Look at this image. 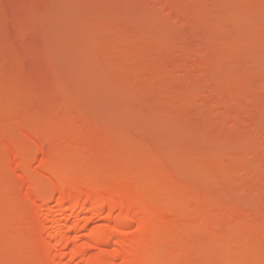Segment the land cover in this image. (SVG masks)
<instances>
[{
  "label": "rangeland",
  "instance_id": "374dc122",
  "mask_svg": "<svg viewBox=\"0 0 264 264\" xmlns=\"http://www.w3.org/2000/svg\"><path fill=\"white\" fill-rule=\"evenodd\" d=\"M54 176L96 186L82 223L133 193L158 209L128 232L100 213L65 264L146 240L122 264H264V0H0V264H61Z\"/></svg>",
  "mask_w": 264,
  "mask_h": 264
},
{
  "label": "bare ground",
  "instance_id": "6f19581e",
  "mask_svg": "<svg viewBox=\"0 0 264 264\" xmlns=\"http://www.w3.org/2000/svg\"><path fill=\"white\" fill-rule=\"evenodd\" d=\"M44 153H45V151L43 152V154ZM48 154L49 153H47L46 155L49 156ZM43 158H44V155H43ZM24 161L18 160V162H17V160H16V162L19 165H23L24 163H26V160H24ZM42 161H43V159H42ZM12 163H14V161ZM9 164H10V162H9ZM18 164H15V165L18 166ZM10 165L12 166V164H10ZM15 165H14V167L16 169L17 167ZM8 167H9V171L11 172V169H10L11 167L10 166H8ZM6 169L8 170V168H6ZM56 176H54V179H56V180L53 181L52 184L59 191V195H60V193H61V195L62 194L64 195V193H66L68 197L66 196V200L64 203H59L56 205V206H59V208H58V207L49 206L48 203L53 198V196L51 194H50V196L49 195L43 196V197L41 195H40L41 197L39 196L40 201L43 204V205H39V208L47 206L46 207V217H45L46 221H45V223H42V225L40 224L41 225L40 227H42L44 229H48L50 231V235H49L50 239L48 242V247H49V250L51 252L50 251L49 252L55 253L58 256L61 264L67 263L68 259L75 257V255H77V253L80 250V249H78V247L75 248V245L73 247H71L72 242L74 243V239H75V238H73L75 236V234L74 235L72 234V232H74L73 230L77 229L76 231H78V228H80V227H82L84 229V227L87 224H89L91 221H93L95 219V217L102 212H106L108 210L109 212H107V213L109 214V213H112L111 211H113L114 209L119 208L123 212V214H122L123 216L121 217L122 220H120V221H121V224L123 223L126 225V227L125 226L124 227L127 229V232L129 231V229L127 227H129L131 223H137V225L142 227L144 224H146L147 221L149 222L151 220L150 216L152 215L153 212L151 213L150 212L151 209H149V208H146V207L144 208V205H142L144 203L142 201L143 199H141V197H142L141 195H139V197H138L137 193H135L136 195H134V193H133L131 197H129V196H127L128 198L124 197L125 200L121 199L122 197H120L119 199L108 198V199L101 201V202H98V203L96 201H94V202H96V203H94L96 205L93 204L95 207H93V206H92L93 208L91 207V209H92V212L90 211L91 215H89V216L87 215L85 217V219H84L85 222L83 221V223H82L81 220H80L81 222H79V219H81V217L78 216L77 217L78 219L73 218V217L76 214H78L79 213L78 211L84 207V203L87 204V202L93 201L92 200V199H94L93 196H97V191L96 192L93 191L94 190L93 187L95 185L92 187L93 184L90 185L91 181L90 182H87L85 180L80 181L78 179L69 180V178H66L65 176H58V178H56ZM82 185H86V186L82 187ZM80 186L83 188V190L82 189L81 190H82V194H84V195H82L80 193L81 192V190L79 189V188H81ZM88 186H90L91 188L88 189L87 188ZM118 191L116 193H118L120 195L121 191L120 190H118ZM83 192H85V193H83ZM122 193H123V190H122ZM126 193L128 194V192H126ZM77 194H78V197L76 196ZM99 194H100V192H98V195ZM29 195L32 198H35V196H33L34 194L33 195L29 194ZM123 196H125V195L123 194ZM36 197H38V194L36 195ZM63 197H61V198H63ZM59 198H58V200L56 199V202L59 201ZM144 201H146V200H144ZM41 202L39 204H41ZM147 205H150V204H147ZM160 207H162V206H160ZM154 208H153V210H154ZM83 210H85V209H83ZM153 210H151V211H153ZM156 210H158V209H156ZM56 212H59V213L61 212V215L60 214L58 215V213H56ZM150 213H151V215H150ZM72 220H78V221L73 222ZM109 224H110L109 222H107V223L105 222V224L104 223L102 224V226L105 225V226L101 227L102 229L101 228L100 229L98 228L97 230L95 229L94 233L101 236L102 241L100 240L101 241L100 243H103L106 247H110L112 244H117V245L119 243H121L120 245H122V243L125 244L126 241L124 240V238L121 237V236H124L126 234V231L124 230V228L120 229L117 227V229H115V228L109 229L108 228ZM121 224H119V225H121ZM113 225L115 227L118 224H116V225L113 224ZM103 228H105V229H103ZM101 230L102 231L105 230L104 231L105 233L102 232L104 236H102V234H100ZM100 236H99V238H100ZM148 242L149 241H147V240L144 242L143 241L142 242L141 241H138V242L133 241V242H130L128 244L127 248L123 247L124 249H120L121 247L119 249L117 247H116L117 249L111 248L105 254V256H102V258L100 256V259H98L99 257L96 258L97 261H94V263H92V264H122V263H126V262H128L129 258H131L130 257L131 254L134 255L135 253L148 251L150 249L149 247H151V246H149L151 244H148ZM68 247H70V249ZM66 248H68V249H66Z\"/></svg>",
  "mask_w": 264,
  "mask_h": 264
}]
</instances>
